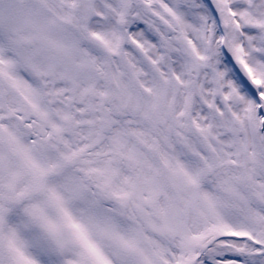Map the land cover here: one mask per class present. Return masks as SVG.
Instances as JSON below:
<instances>
[{
  "label": "snow or ice",
  "instance_id": "snow-or-ice-1",
  "mask_svg": "<svg viewBox=\"0 0 264 264\" xmlns=\"http://www.w3.org/2000/svg\"><path fill=\"white\" fill-rule=\"evenodd\" d=\"M0 264H264V0H0Z\"/></svg>",
  "mask_w": 264,
  "mask_h": 264
}]
</instances>
